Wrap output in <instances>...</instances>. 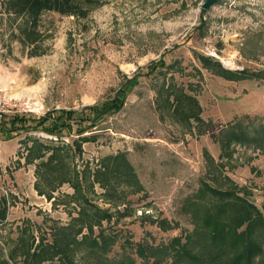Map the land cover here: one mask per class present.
I'll return each instance as SVG.
<instances>
[{"label":"rangeland","instance_id":"obj_1","mask_svg":"<svg viewBox=\"0 0 264 264\" xmlns=\"http://www.w3.org/2000/svg\"><path fill=\"white\" fill-rule=\"evenodd\" d=\"M203 1L47 10L48 49L33 56L3 34L0 94L24 109L0 119V264H20L9 253L22 240H58L66 255L53 260L65 264H170L160 246L189 233L181 200L202 178L239 189L264 214V0ZM216 61L255 75L227 78ZM131 77L118 110L80 135L75 125L59 134L35 125L51 109L108 99ZM41 159L56 167L50 179ZM97 211L109 216L98 222Z\"/></svg>","mask_w":264,"mask_h":264},{"label":"trees","instance_id":"obj_2","mask_svg":"<svg viewBox=\"0 0 264 264\" xmlns=\"http://www.w3.org/2000/svg\"><path fill=\"white\" fill-rule=\"evenodd\" d=\"M98 1L0 0V38L2 40L5 33L6 46L9 47L10 41L14 40L20 44L21 51H25L26 55L45 53L48 46L44 40L50 33L41 26L43 12L51 10L60 14L86 16L89 6ZM201 58L205 64H211L209 58L203 56ZM214 64L227 78L255 75L245 69H226L218 61ZM134 84L136 77L125 79L110 98L85 105L78 113L66 108L58 112L51 109L44 115H39L35 125H40L41 129L56 134L62 129L70 130L75 125V130H78L77 133L80 135L84 128L95 126L106 113L118 110L125 94ZM17 119L20 117L15 116L14 121ZM16 128L13 126V129ZM94 136L95 134H90L82 138ZM38 163L44 168L42 175L46 179H50L55 174L56 167L53 161L41 159ZM7 210V199L1 194L0 221L6 218ZM180 210L189 217L193 225L189 233L184 235L183 240L180 235H174L170 238L168 246H165L166 243L160 246L165 252L166 247L170 248L168 251L173 257L170 264H264V214L252 200L240 194L239 189L215 186L202 178L197 189L183 197ZM97 213L98 222L101 217L109 216L105 211L102 213L97 211ZM88 229L91 230V224L88 225ZM32 244V241L22 240L21 250L16 253L13 252V248L9 254L15 261L17 255H21L20 264H65L60 258L58 261L53 260V257L60 252L62 256L66 255V250L62 249L63 245L58 243V240L51 244L39 242L33 247ZM138 247L136 245L138 255L142 256L143 260L149 257L156 260V253L144 254V250ZM154 260L152 263L155 262ZM128 263L136 264L132 257H128Z\"/></svg>","mask_w":264,"mask_h":264},{"label":"built area","instance_id":"obj_3","mask_svg":"<svg viewBox=\"0 0 264 264\" xmlns=\"http://www.w3.org/2000/svg\"><path fill=\"white\" fill-rule=\"evenodd\" d=\"M20 108L24 109L23 107H21V103L4 98L0 94V119L3 118L5 115H9L14 112H19Z\"/></svg>","mask_w":264,"mask_h":264},{"label":"water","instance_id":"obj_4","mask_svg":"<svg viewBox=\"0 0 264 264\" xmlns=\"http://www.w3.org/2000/svg\"><path fill=\"white\" fill-rule=\"evenodd\" d=\"M216 0H204L202 3H201V6L203 8H208L210 7V5H212L213 2H215Z\"/></svg>","mask_w":264,"mask_h":264},{"label":"bare ground","instance_id":"obj_5","mask_svg":"<svg viewBox=\"0 0 264 264\" xmlns=\"http://www.w3.org/2000/svg\"><path fill=\"white\" fill-rule=\"evenodd\" d=\"M227 64L231 63V62H228V61H225Z\"/></svg>","mask_w":264,"mask_h":264}]
</instances>
